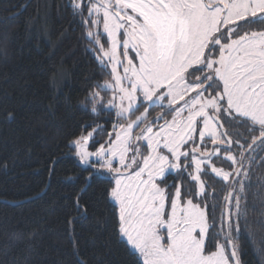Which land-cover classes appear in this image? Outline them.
<instances>
[{"label":"snow or ice","instance_id":"obj_1","mask_svg":"<svg viewBox=\"0 0 264 264\" xmlns=\"http://www.w3.org/2000/svg\"><path fill=\"white\" fill-rule=\"evenodd\" d=\"M69 6L104 74L69 141L106 185L102 228L134 264H242L252 153L264 146V0ZM169 172L181 177L171 186ZM75 206L87 212L80 194Z\"/></svg>","mask_w":264,"mask_h":264},{"label":"trees","instance_id":"obj_2","mask_svg":"<svg viewBox=\"0 0 264 264\" xmlns=\"http://www.w3.org/2000/svg\"><path fill=\"white\" fill-rule=\"evenodd\" d=\"M83 33L69 0H0V264L135 262L102 228L106 185L69 147L88 118L80 102L104 78ZM252 155L239 243L242 264H264V146Z\"/></svg>","mask_w":264,"mask_h":264},{"label":"flooded vegetation","instance_id":"obj_3","mask_svg":"<svg viewBox=\"0 0 264 264\" xmlns=\"http://www.w3.org/2000/svg\"><path fill=\"white\" fill-rule=\"evenodd\" d=\"M241 131H242V129H241ZM180 178H181L180 175H178L176 173L169 172L168 174H166V177L164 178V183L171 186V185H174L176 183V181L179 180ZM167 179H170V180L167 181ZM183 179L185 180V182H189L186 175L183 176ZM169 181H171V182H169ZM170 190H174V189L170 187ZM209 190H211V188ZM217 190H218V188H217Z\"/></svg>","mask_w":264,"mask_h":264},{"label":"rangeland","instance_id":"obj_4","mask_svg":"<svg viewBox=\"0 0 264 264\" xmlns=\"http://www.w3.org/2000/svg\"><path fill=\"white\" fill-rule=\"evenodd\" d=\"M102 30V29H101ZM92 150H94V149H92ZM78 159V158H77ZM79 161V160H78ZM172 173V172H171ZM168 174V173H167ZM169 182H171V181H169ZM170 190V189H169ZM171 191V190H170Z\"/></svg>","mask_w":264,"mask_h":264}]
</instances>
